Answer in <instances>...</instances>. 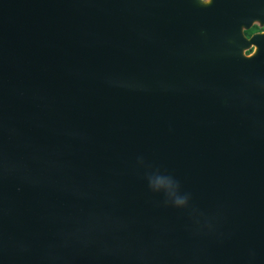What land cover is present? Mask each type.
<instances>
[{"label":"water","instance_id":"1","mask_svg":"<svg viewBox=\"0 0 264 264\" xmlns=\"http://www.w3.org/2000/svg\"><path fill=\"white\" fill-rule=\"evenodd\" d=\"M191 5L0 0V264H264V32Z\"/></svg>","mask_w":264,"mask_h":264},{"label":"flooded vegetation","instance_id":"2","mask_svg":"<svg viewBox=\"0 0 264 264\" xmlns=\"http://www.w3.org/2000/svg\"><path fill=\"white\" fill-rule=\"evenodd\" d=\"M191 4L203 14H226L219 16L225 24L214 26V33L228 44L254 45L253 37L264 32V0H167L168 9L178 12L190 11Z\"/></svg>","mask_w":264,"mask_h":264},{"label":"clouds","instance_id":"3","mask_svg":"<svg viewBox=\"0 0 264 264\" xmlns=\"http://www.w3.org/2000/svg\"><path fill=\"white\" fill-rule=\"evenodd\" d=\"M162 182V181H161Z\"/></svg>","mask_w":264,"mask_h":264}]
</instances>
